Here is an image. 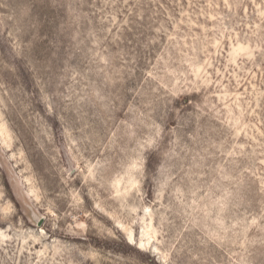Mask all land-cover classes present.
<instances>
[{
  "label": "rangeland",
  "instance_id": "obj_1",
  "mask_svg": "<svg viewBox=\"0 0 264 264\" xmlns=\"http://www.w3.org/2000/svg\"><path fill=\"white\" fill-rule=\"evenodd\" d=\"M0 264H264V0H0Z\"/></svg>",
  "mask_w": 264,
  "mask_h": 264
},
{
  "label": "bare ground",
  "instance_id": "obj_2",
  "mask_svg": "<svg viewBox=\"0 0 264 264\" xmlns=\"http://www.w3.org/2000/svg\"><path fill=\"white\" fill-rule=\"evenodd\" d=\"M130 239H133V235H132V233H130Z\"/></svg>",
  "mask_w": 264,
  "mask_h": 264
}]
</instances>
